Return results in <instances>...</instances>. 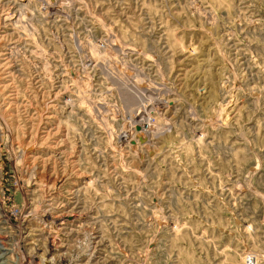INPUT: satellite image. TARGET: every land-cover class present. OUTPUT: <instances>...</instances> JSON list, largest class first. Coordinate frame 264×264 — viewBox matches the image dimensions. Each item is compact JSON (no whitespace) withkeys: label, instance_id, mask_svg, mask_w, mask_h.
<instances>
[{"label":"rangeland","instance_id":"obj_1","mask_svg":"<svg viewBox=\"0 0 264 264\" xmlns=\"http://www.w3.org/2000/svg\"><path fill=\"white\" fill-rule=\"evenodd\" d=\"M0 264H264V0H0Z\"/></svg>","mask_w":264,"mask_h":264}]
</instances>
